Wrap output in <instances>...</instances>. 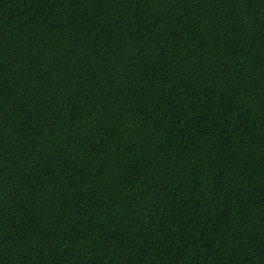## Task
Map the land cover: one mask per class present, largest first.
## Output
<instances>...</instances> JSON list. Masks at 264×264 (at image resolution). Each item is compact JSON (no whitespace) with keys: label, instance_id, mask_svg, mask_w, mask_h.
<instances>
[{"label":"trees","instance_id":"obj_1","mask_svg":"<svg viewBox=\"0 0 264 264\" xmlns=\"http://www.w3.org/2000/svg\"><path fill=\"white\" fill-rule=\"evenodd\" d=\"M0 264H264V0H0Z\"/></svg>","mask_w":264,"mask_h":264}]
</instances>
